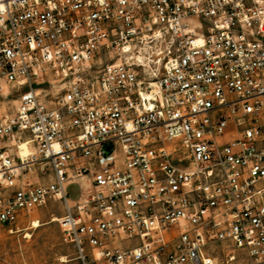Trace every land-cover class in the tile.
Wrapping results in <instances>:
<instances>
[{
	"label": "built area",
	"instance_id": "obj_1",
	"mask_svg": "<svg viewBox=\"0 0 264 264\" xmlns=\"http://www.w3.org/2000/svg\"><path fill=\"white\" fill-rule=\"evenodd\" d=\"M5 89L2 227L60 202L81 264L264 263V0H0Z\"/></svg>",
	"mask_w": 264,
	"mask_h": 264
},
{
	"label": "rangeland",
	"instance_id": "obj_2",
	"mask_svg": "<svg viewBox=\"0 0 264 264\" xmlns=\"http://www.w3.org/2000/svg\"><path fill=\"white\" fill-rule=\"evenodd\" d=\"M18 99L17 91L0 92V115L13 113ZM78 193L75 186L69 190L73 200ZM64 215L62 203H51L31 214L18 228L10 230L0 225V264H81L74 248L63 241L59 223H52L54 217L60 219ZM35 221L40 222L39 228H34ZM235 255L236 261L231 264H255L243 252Z\"/></svg>",
	"mask_w": 264,
	"mask_h": 264
},
{
	"label": "bare ground",
	"instance_id": "obj_3",
	"mask_svg": "<svg viewBox=\"0 0 264 264\" xmlns=\"http://www.w3.org/2000/svg\"><path fill=\"white\" fill-rule=\"evenodd\" d=\"M21 151H22L23 155H27L29 153V149H28V147L26 145L21 146ZM59 220H60L59 218L54 217L52 223L53 222H59ZM33 226H34V228H39L41 226V224H40V222L35 221Z\"/></svg>",
	"mask_w": 264,
	"mask_h": 264
}]
</instances>
